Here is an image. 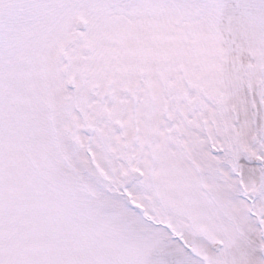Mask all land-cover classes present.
<instances>
[{"label": "snow or ice", "instance_id": "6c2138e0", "mask_svg": "<svg viewBox=\"0 0 264 264\" xmlns=\"http://www.w3.org/2000/svg\"><path fill=\"white\" fill-rule=\"evenodd\" d=\"M0 264H264V0H0Z\"/></svg>", "mask_w": 264, "mask_h": 264}]
</instances>
